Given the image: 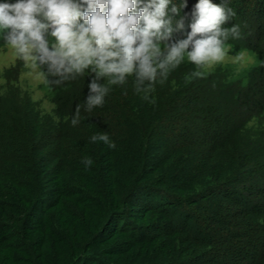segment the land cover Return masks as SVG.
Instances as JSON below:
<instances>
[{"label":"trees","instance_id":"1","mask_svg":"<svg viewBox=\"0 0 264 264\" xmlns=\"http://www.w3.org/2000/svg\"><path fill=\"white\" fill-rule=\"evenodd\" d=\"M170 2L186 38L199 0ZM226 6L240 36L225 45L257 55L244 72L185 56L141 91L135 75L101 78L87 111L91 69L56 84L41 66L52 113L0 95V264H264V0ZM105 133L115 148L92 142Z\"/></svg>","mask_w":264,"mask_h":264},{"label":"clouds","instance_id":"2","mask_svg":"<svg viewBox=\"0 0 264 264\" xmlns=\"http://www.w3.org/2000/svg\"><path fill=\"white\" fill-rule=\"evenodd\" d=\"M169 4L170 0H17L0 3V30H10L5 41L12 54L45 83L50 82L48 75L58 77L51 82L60 84L91 69L95 75L86 98V110L91 111L103 104L109 91L101 78L110 77L108 83L116 85L135 75L137 91H141L145 82L166 78L185 56L197 67L225 60V41L230 35L240 36L238 25L222 27L235 15L226 0L220 5L199 0L190 32L179 40H173V33L184 29V21H173ZM170 11L178 14L179 8L173 5ZM244 59L239 52L233 62ZM41 66H47L48 75L38 71ZM78 122L79 106L72 124ZM91 140L116 147L106 133ZM92 163L91 158L83 160L86 168Z\"/></svg>","mask_w":264,"mask_h":264},{"label":"rangeland","instance_id":"3","mask_svg":"<svg viewBox=\"0 0 264 264\" xmlns=\"http://www.w3.org/2000/svg\"><path fill=\"white\" fill-rule=\"evenodd\" d=\"M143 2H147V0H143ZM211 2L214 4L216 3V0H211ZM218 2L222 4L223 1ZM170 6H173L171 2L169 4V10ZM250 15H254V13L253 11L248 10V16L251 18ZM248 16L245 18L243 17L242 19H246L247 21H245L255 28L256 22L248 21ZM173 17L174 16H172V18ZM161 48L163 49L164 46L161 45ZM225 50L227 52V56L223 62L215 64L211 67L206 66L204 69L206 71H212L218 65L225 66L230 64L236 73H240L250 69L257 63V55L252 50L236 49L231 45H225ZM239 52H243L245 54V59L240 62H233V58ZM38 71L42 70L39 68ZM19 91L30 96L33 103H35L37 108H39L43 113H52L54 111L55 102L52 99L48 83L37 79L35 74L32 73V70L27 68L22 60L12 54V51L7 44L0 45V95H5L7 100L13 101ZM231 111L233 116H235L233 109ZM249 124H257L256 119H253ZM260 127L264 128V122H262Z\"/></svg>","mask_w":264,"mask_h":264}]
</instances>
